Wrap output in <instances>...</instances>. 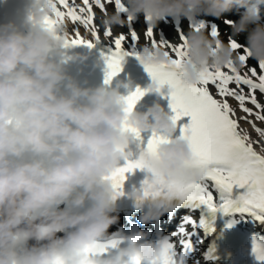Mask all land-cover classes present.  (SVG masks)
<instances>
[{
	"label": "clouds",
	"instance_id": "1",
	"mask_svg": "<svg viewBox=\"0 0 264 264\" xmlns=\"http://www.w3.org/2000/svg\"><path fill=\"white\" fill-rule=\"evenodd\" d=\"M55 0H29L24 23H0V264H161L162 246L137 230L120 235L114 247L108 232L117 222V197L110 177L129 159L134 139L126 126L140 133L168 138L156 151L162 177L187 173L195 182L204 172L190 169L193 152L176 135L175 123L154 102L144 111L126 112L119 89L129 83L88 86L68 71L88 56H66L67 25L55 16ZM124 15L107 13L106 27L124 26L127 17H143L155 30L161 22L212 16L224 19L244 8L229 25L235 41L243 37L248 59L264 63V0H121ZM55 21L46 24L45 21ZM184 55L178 64L167 48L144 46L139 63L165 65L188 86H196L210 69L240 67V53L205 28L183 32ZM153 81L146 89L162 97ZM169 90L167 89V92ZM144 201L142 190L130 193ZM163 214L155 204L138 218L155 222ZM63 233V235H58ZM90 249L94 251H89Z\"/></svg>",
	"mask_w": 264,
	"mask_h": 264
},
{
	"label": "snow or ice",
	"instance_id": "2",
	"mask_svg": "<svg viewBox=\"0 0 264 264\" xmlns=\"http://www.w3.org/2000/svg\"><path fill=\"white\" fill-rule=\"evenodd\" d=\"M57 4L63 10H58ZM102 10L106 15V2L102 0H55L53 5L56 18L72 23L71 32L67 31L66 47L87 46L92 48L97 44H104L107 53H101L105 63V85H110L113 77L121 72L122 62L127 56H134L139 61L138 48L140 33L136 30L139 20L127 17L129 33L113 34L109 27L94 23V7ZM114 7L121 15L124 9L121 0H114ZM46 24L55 21L46 20ZM228 26L232 23L224 21ZM83 25L90 31L94 40L83 39L79 33V26ZM103 27V37L107 44L101 40L99 29ZM144 34L149 38L153 47L167 48L178 64L184 55V35L181 30L176 37L181 43L173 45L171 40L156 39V32L146 20L143 24ZM194 28H206L201 23ZM219 26L209 27L207 31L212 38H218ZM74 37V38H69ZM228 44L240 52L239 61L245 65L248 59L247 51L234 39H229ZM143 65L144 71L150 76L151 81L159 87L167 86L169 107L173 113L172 120L177 123L183 117H190L186 125L180 126V135L186 139L193 152V160L188 168L203 171L204 178L195 182L184 172L171 174L165 180L160 172L156 151L160 144L169 142L168 138L155 132L147 139L138 158L126 159L124 164L117 168L110 179L116 195L120 191L126 174L135 169L145 170L150 173L142 184L145 198L160 205L173 209H189L199 211L200 218L195 220L190 215L181 218L177 228L167 236L159 238L162 246L161 264H187V259L195 250V245L203 243V239L213 236L212 243L203 253L206 262H215L218 256L217 241L221 238L223 229L217 233L215 221L217 215L227 217L225 229H233L239 223L257 222L264 225V128L257 126L256 122L264 123V103H261L256 93L264 95V63L257 67L261 70L258 74L256 68L241 73L231 64L222 70H207L196 86L185 85L178 74L165 65ZM258 81V82H257ZM212 89H215L213 94ZM148 89L137 87L124 97L125 111L131 112L136 103L144 96ZM236 101L233 108L229 100ZM251 104L252 107H248ZM243 113L238 116L237 112ZM241 122L248 124L257 134L258 139L253 140L250 134L241 127ZM137 141H142L141 133L131 127L125 128ZM259 148L260 151L256 149ZM211 182V189L209 186ZM213 191L216 193L214 197ZM239 215L240 219L235 217ZM192 226L193 231L188 232L187 226ZM202 230L204 236L199 235ZM173 237H178V241ZM195 237V242H193ZM250 252L248 253L253 264H264V237L253 233L250 237ZM116 239L101 242L97 248L104 250L114 247ZM89 251H94L90 249ZM134 264H141L139 259ZM194 264H199L195 261Z\"/></svg>",
	"mask_w": 264,
	"mask_h": 264
},
{
	"label": "rangeland",
	"instance_id": "3",
	"mask_svg": "<svg viewBox=\"0 0 264 264\" xmlns=\"http://www.w3.org/2000/svg\"><path fill=\"white\" fill-rule=\"evenodd\" d=\"M76 2L77 3H80L79 0H76ZM102 2H106V9L104 10L106 14L107 13H111V12H113L115 10L114 0H102ZM93 11H94V20L97 21L98 24H102V19L105 16V15H102V10L97 6V7H94ZM243 12L244 11H242V9H236V8H234L230 13H228L226 15V17L224 19H217V18H214L212 16L196 17V19H197L196 25H188L187 21L186 20H183V21H181V29L180 30L175 29L173 27L172 23H171V19H169L167 22H161L158 25V28L154 30L156 32V39L157 40L159 39V34L160 33H162V34H160V38L161 39H165V36L167 35V32L173 33V36L175 35V37H176V34L178 32H180L181 30L184 32L188 28H194L195 26H197V25H199L201 23H204V24H206V28H205L206 30H207V26L213 27V26L218 25L219 26V29H218L219 36H218V38L221 39V40H223L225 43H228L229 42V39H233V38L231 36V29L229 28V26L227 24L224 23V21L225 20H229L231 22L238 21L239 18H240V15ZM260 17L261 18H260L259 23L261 24V22H264V8L261 9ZM138 20H139L140 23L136 25V30L140 33V36L139 37L142 38V34L145 35L144 34V27H143V17H140ZM115 28L114 29L112 28V30H116L119 33H129L128 22L124 26H115ZM71 29H72V27H71ZM101 29H102V27H101ZM81 32H82V34H86L87 33V32H84L82 29H81ZM141 32H142V34H141ZM207 33L209 35V32L208 31H207ZM105 40H107V38L104 39L103 41H105ZM178 42L181 43L179 40H178ZM238 42L241 45H243V43H244L243 37H240L238 39ZM146 43L147 44L145 46H149L148 45L149 44L148 41ZM139 45H141V44L139 43ZM248 60L249 59H247L245 65H240V67L238 68V71H240L241 73H246L249 69L256 68V71L259 74L261 72V70L257 67L258 64H250ZM256 95H257L258 99L260 100V102L261 103H264V95H261L259 92H257ZM248 107H252V105L249 104ZM256 123H257V126L258 127L264 128V123H259V122H256ZM182 217H183L182 214H177V216H176V222L177 223L174 226V230L177 228V224L180 223ZM202 247H203L202 244L198 245V247L196 248V250L193 251V255L194 256L197 255V254L199 255L202 252Z\"/></svg>",
	"mask_w": 264,
	"mask_h": 264
},
{
	"label": "bare ground",
	"instance_id": "4",
	"mask_svg": "<svg viewBox=\"0 0 264 264\" xmlns=\"http://www.w3.org/2000/svg\"><path fill=\"white\" fill-rule=\"evenodd\" d=\"M80 1V3H81V0H79ZM58 10H63L61 7L60 8H58ZM65 23H66V25H67V31L68 32H71V27H72V23L70 22V21H68L67 19H66V21H65ZM94 23L95 24H98V22L97 21H95L94 20ZM196 23H197V19L195 18V22H194V25H196ZM109 28H111V31L113 32V34H118L119 32L118 31H116V30H112V28L114 29L115 27H109ZM81 29L84 31V32H87L86 34H82V32H81ZM116 29V28H115ZM79 33H80V36H81V38H83V39H87V40H90V41H92V40H94V38L91 36V34H90V31L89 30H87L83 25H80L79 26ZM103 31H104V28L102 27V29L100 28L99 29V32H100V35H101V40H102V42L103 43H105V44H107V40H105V41H103L104 39H106L105 37H103ZM170 33V34H169ZM141 34H142V32H141ZM160 34H162V33H160ZM70 39L71 38H74V37H69ZM164 40H171V43L173 44V45H177V44H179V42H178V40H177V38H175V35L173 36V33H171V32H167V35L165 36V39ZM148 41V45H151V41H150V39L149 38H146V36L145 35H143L142 34V38L141 37H139V42L138 43H140L141 45H139V48H138V50H140L142 47H144L147 43ZM132 57H134V56H132ZM212 92H213V94L215 93V89H212ZM229 103L232 105V107L233 108H235L236 107V101L235 100H229ZM237 115L238 116H240V115H243V113H240L239 111L237 112ZM241 127L243 128V129H245L249 134H250V136H251V138L253 139V140H256V139H258V137H257V134L252 130V128L248 125V124H244L243 122H241ZM257 151H260V149L259 148H257L256 149ZM209 186H210V190H212L211 189V182H209ZM213 195H214V197L216 196V193L213 191ZM189 211H191V210H189V209H185V211L182 213L183 214V217L184 216H186V214L189 212ZM193 216V219H195V220H197L198 219V210L196 211V213H195V215H192ZM161 217H163V222L167 225V226H170V220L173 218V215H163V216H161ZM236 218L239 220L240 219V217H239V215H237L236 216ZM242 224H248V223H242ZM250 225H252L255 229L256 228H258V229H262V228H264V225H261V224H259L258 222L255 224V225H253V224H251V223H249ZM173 227H174V225H172ZM177 226H178V224H177ZM111 227V226H110ZM174 231V228H172L171 226H170V230H167V231H165V233H168V234H170L171 232H173ZM187 231L188 232H192L193 231V228H192V226H187ZM199 231V235L201 236V237H203L204 236V233L202 232V230H198ZM58 235H63V233H58ZM175 238H177V239H179L178 237H175ZM209 236L208 237H206V238H204L203 239V243H200V244H202L203 245V247H202V252L198 255H193V257H192V259H189V260H187V264H194V262L195 261H199V264H216L215 262H211V261H208V262H206L205 260H204V257H203V253L207 250V248H208V246H209ZM193 242H195V237H193ZM204 242H205V244H204ZM200 244H198V245H200ZM198 245H195V250H196V248L198 247ZM194 250V251H195ZM193 253V252H192ZM191 253V254H192ZM200 256V257H199Z\"/></svg>",
	"mask_w": 264,
	"mask_h": 264
},
{
	"label": "trees",
	"instance_id": "5",
	"mask_svg": "<svg viewBox=\"0 0 264 264\" xmlns=\"http://www.w3.org/2000/svg\"><path fill=\"white\" fill-rule=\"evenodd\" d=\"M248 61L250 64H257L254 60L249 59Z\"/></svg>",
	"mask_w": 264,
	"mask_h": 264
}]
</instances>
